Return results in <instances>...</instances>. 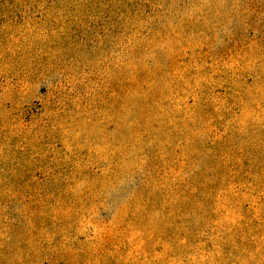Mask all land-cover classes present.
Instances as JSON below:
<instances>
[{"label": "rangeland", "instance_id": "rangeland-1", "mask_svg": "<svg viewBox=\"0 0 264 264\" xmlns=\"http://www.w3.org/2000/svg\"><path fill=\"white\" fill-rule=\"evenodd\" d=\"M0 264H264V0H0Z\"/></svg>", "mask_w": 264, "mask_h": 264}]
</instances>
